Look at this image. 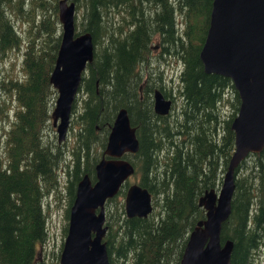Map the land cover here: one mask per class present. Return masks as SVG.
Masks as SVG:
<instances>
[{"label": "trees", "instance_id": "1", "mask_svg": "<svg viewBox=\"0 0 264 264\" xmlns=\"http://www.w3.org/2000/svg\"><path fill=\"white\" fill-rule=\"evenodd\" d=\"M26 1L29 7L22 9V0H0V64L20 46L22 36L15 26L19 19L38 28L23 42L22 78L0 76V120L8 118L9 107L2 96L14 102L0 153V264H42L36 251L46 239L44 198L56 190L64 152V145L44 137L56 96L48 77L60 42L59 27L47 9L55 12L58 0L54 6L46 0ZM83 1L82 28L92 34L94 56L81 81L88 97L77 122L81 132L71 153L74 162L64 164V218L76 182L85 173L95 178L94 165L102 151L92 158L89 152L96 131L103 133V150L116 111L126 107L140 145L136 154L125 158L159 209L147 218H128L123 199L112 205L125 194L126 184L108 199L104 240L110 263L129 264L131 258L132 264H180L190 231L206 216L199 199L206 191L219 190L235 145L231 124L240 104L238 91L230 78L206 73L199 57L213 0ZM37 8L44 12L33 13ZM178 13L185 21L182 30L176 27ZM155 36L163 56L182 63L178 92L183 106L180 116L169 122L153 110L154 89L168 93L151 81L153 67L147 68ZM144 72L148 76L140 93ZM222 101L228 107L223 111L222 106L220 117ZM235 174L231 213L222 225L221 241L233 242L231 264H252L254 254L264 250V148L246 156Z\"/></svg>", "mask_w": 264, "mask_h": 264}, {"label": "water", "instance_id": "2", "mask_svg": "<svg viewBox=\"0 0 264 264\" xmlns=\"http://www.w3.org/2000/svg\"><path fill=\"white\" fill-rule=\"evenodd\" d=\"M57 10L60 43L48 81L57 92L50 117L59 144L67 133L82 73L93 60L94 43L90 32L75 33L72 2L59 0ZM199 57L206 73L232 80L240 104L231 124L235 145L227 170L219 190L206 191L199 199L206 216L191 230L180 264H231L233 242L221 241V230L231 213L235 170L246 156L264 148V0H213ZM153 106L156 114L166 115L172 100L156 89ZM139 145L128 109L119 108L103 156L95 164V181L85 173L76 182L58 264H111L104 240L105 202L134 174L133 164L123 156L137 153ZM151 199L147 188L129 184L126 216L147 218Z\"/></svg>", "mask_w": 264, "mask_h": 264}, {"label": "rangeland", "instance_id": "3", "mask_svg": "<svg viewBox=\"0 0 264 264\" xmlns=\"http://www.w3.org/2000/svg\"><path fill=\"white\" fill-rule=\"evenodd\" d=\"M48 1L51 5H53V2H57V0H46ZM70 2L71 0H67ZM75 3H77L76 7H74V20H75V31L83 32L82 28V23L85 24V12H86V5H84L83 0H75ZM26 0H22V9H27L29 6ZM54 6V5H53ZM33 13H39L42 14L44 12V9L42 10L41 8H37L33 10ZM47 12L52 15V19L54 21L53 25L58 26L59 21H58V16H57V7L55 12H53L52 8H48ZM177 25L179 30H182L185 26V21L184 18L180 16L178 13L177 16ZM56 22V23H55ZM16 26V31L17 34L22 36L21 38V43L20 46L15 49V51H10L9 54L3 58L0 64V76L1 77H7L12 80L16 79H21L22 74H23V47L24 43L27 42L26 34L29 33L30 36H35L37 33L38 28L37 25L27 23L26 21L23 22V19H19L18 24H15ZM60 32V30H59ZM155 46H157L155 48ZM97 45L95 46V48ZM101 51V50H99ZM151 55V64L153 66V69L151 71V81L155 84H162L163 89L168 92L169 94L173 95L174 97V104L172 106L171 112H170V120L176 119V117L179 115L183 106V100L179 95L178 92V86L180 85V80L177 81L178 79V73L180 72L182 68V63L177 60L175 57L170 56L165 54L163 56L162 54V47H161V42L160 39L155 36L152 41V48L149 51ZM157 69V72L154 73V69ZM88 70L85 71V75L87 74ZM148 76L147 72H144V77L143 79ZM230 89H227L226 96L228 95ZM76 101L73 105L72 112L70 115V120H69V126L67 129V133L65 136V139L60 142L59 144L56 142V134L54 128L51 126V119L49 118V128H47L45 138L49 140H53L55 144L58 145H64V152L60 156H62L61 164L58 167V175L56 176V190H53L52 193H49L45 198H44V212L45 214L47 213V218H46V239L44 242L41 243V246L37 251H36V260L39 263L42 264H57L58 263V258H59V253L61 250V245L65 236V231H62V227L64 224H67V220L64 218V209L67 207L66 205V190H65V185H66V180H67V175L65 173V163L71 162L73 164L74 162V157L71 155L72 151L75 150V145H77V135L81 132L80 125L77 124L79 122V115L80 113L84 110L83 102L84 100L88 97V94L86 92H83L82 89L80 90L79 93L76 95ZM51 97V94H50ZM49 97V99H50ZM56 97V96H55ZM54 97V100H55ZM2 99H4V105L9 103V107L7 110V117L6 120H0V153L3 155L4 153V140L6 137V132L8 130L9 122L12 117H13V107H14V102L12 99H7L6 96H2ZM49 99L47 103L49 102ZM54 104V101H53ZM52 104V107H53ZM219 106V112H220V117H222V106H223V101L218 104ZM228 105L223 106V111L227 109ZM5 111V110H3ZM11 118V119H10ZM96 142L91 145L90 148V158L94 156H100V152L102 151V147L100 146V141L103 139V133L101 130L96 131ZM83 153V151L81 152ZM139 175L136 173V175L130 178V182L133 183L138 180ZM122 199H124V195L122 196L121 194L118 195L115 198L114 204L117 202L119 203ZM117 205V204H116ZM158 206L159 204H155L154 202V210L158 211ZM106 207V206H105ZM106 211H108L109 215V210L106 207ZM107 215V212H106ZM157 219V218H156ZM131 258L129 260V264H132ZM252 264H264V250H258L256 254H254V259Z\"/></svg>", "mask_w": 264, "mask_h": 264}, {"label": "flooded vegetation", "instance_id": "4", "mask_svg": "<svg viewBox=\"0 0 264 264\" xmlns=\"http://www.w3.org/2000/svg\"><path fill=\"white\" fill-rule=\"evenodd\" d=\"M146 79H147V76L144 78V81H143V83L139 86L140 87V89H139V92L141 93V91H142V89H143V86L145 85V82H146ZM156 89H154V91H155ZM154 91H153V94H152V97H153V105H154ZM165 95V97L166 98H170L171 100H172V106H173V104H174V97H173V95H171V94H169V93H167V94H164ZM142 96H140V98H141ZM172 106H171V109H172ZM171 109H170V111H169V113L168 114H166V115H159V114H156V115H159V116H166L167 118H166V121L167 122H169L170 121V112H171ZM153 110H154V106H153ZM116 114V113H115ZM173 126V125H172ZM136 127V126H135ZM136 130H137V127H136ZM104 148H105V146H104ZM104 148H103V150H102V152L104 151ZM136 154V153H135ZM101 155H102V153H101ZM131 155V154H130ZM133 157V156H132ZM134 158V157H133ZM126 159V158H125ZM136 159H137V157H136ZM134 160H135V158H134Z\"/></svg>", "mask_w": 264, "mask_h": 264}, {"label": "bare ground", "instance_id": "5", "mask_svg": "<svg viewBox=\"0 0 264 264\" xmlns=\"http://www.w3.org/2000/svg\"><path fill=\"white\" fill-rule=\"evenodd\" d=\"M58 1H59V0H58ZM70 2H72V3L74 4V7H76L77 3H75V0H71ZM212 3H213V1H212ZM211 9H212V8H211ZM210 13H211V12H210ZM209 18H210V16H209ZM152 41H153V40L150 41V48H152ZM150 66L153 67L152 64L149 62V65L147 66V68L150 67ZM155 69H156V68H155ZM151 71H152V70H151ZM151 71H149V72H151ZM44 137H45V134H44ZM151 198H152V199H151V207H152V209H151V211L148 213V216H149V215L152 213V211L154 210V203H153V197H152V194H151ZM106 212H107V211H106V207H105V214H106ZM229 240H230V239H229Z\"/></svg>", "mask_w": 264, "mask_h": 264}]
</instances>
